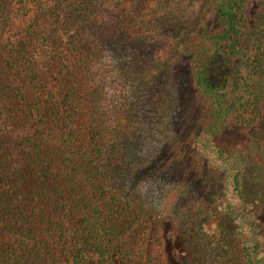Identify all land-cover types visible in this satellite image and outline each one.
Segmentation results:
<instances>
[{
    "label": "trees",
    "instance_id": "16d2710c",
    "mask_svg": "<svg viewBox=\"0 0 264 264\" xmlns=\"http://www.w3.org/2000/svg\"><path fill=\"white\" fill-rule=\"evenodd\" d=\"M250 1L203 0L190 17L192 0H0V264H105L118 247L128 264H163L162 212L187 264H264L250 186L264 159L221 139L264 112V0L244 47ZM178 59L205 104L182 148L211 186L200 173L178 181L160 210L133 181L147 167L181 176L180 157L171 139L152 160L139 154L129 108L153 82L156 104L161 70ZM258 140L264 150V127Z\"/></svg>",
    "mask_w": 264,
    "mask_h": 264
},
{
    "label": "rangeland",
    "instance_id": "374dc122",
    "mask_svg": "<svg viewBox=\"0 0 264 264\" xmlns=\"http://www.w3.org/2000/svg\"><path fill=\"white\" fill-rule=\"evenodd\" d=\"M202 2L203 0H192V3L186 6L182 12L184 11L186 15L194 17L198 14ZM258 8V0H251L245 9L247 28L242 36V45L244 47L249 42L250 31L254 25ZM76 45L78 47L84 46L81 40H77ZM144 56L147 62L141 68L143 70L155 69V67H152V69L148 68L151 59L148 54ZM238 65L239 60L234 59L231 69L233 70ZM159 80L161 82L160 88L163 89V92H161L157 103L153 104L146 96L150 93V90L155 89L153 82L149 83V85H144L140 94L141 99L132 104L129 110L131 111V116L135 119V124L141 125L137 136V152L139 154L152 160V157L157 156V152L162 149L161 145L164 139H171L174 141L172 145L174 148L170 150L174 152L175 156L180 157L177 165H180L181 169L179 173L181 176L177 177V172L175 171L173 174L161 177L156 175L154 170L147 167L142 169L139 173V178L133 181L139 194L146 201L153 202L155 207L161 210L163 204L171 199V194L175 190V188L170 189V187L175 186L178 181L181 182L184 179L193 180L194 175L202 173V171L199 172L202 163L196 161L197 163L193 164L195 162L194 150L188 148L189 152L186 153L182 147L189 144L188 133L193 130L195 122L200 119L205 104L191 86L183 59H178L163 68ZM145 92L146 94H144ZM165 96L167 98H164ZM263 127L264 112L260 111L258 119L252 125H233L222 132L221 139L234 148L244 151L248 158L261 156L264 159V150H262V146L258 140V135L262 132ZM185 158H189L192 163L184 164V166V162L181 163V160L183 161ZM170 160H173L170 156L163 158V163L168 169L171 168L168 164ZM190 167H194L195 170H190ZM260 170L256 172L257 174L260 173L259 179H255L250 186L254 190L257 189L259 191L261 200L258 205L264 209V170ZM250 173L253 176L254 173L251 170ZM207 177L208 174H201L197 179L198 185L203 190H207L211 186L206 180ZM262 214L264 215V213ZM152 223L157 224L158 227L162 263L187 264V261L192 259L190 251L184 244V238L178 232L173 233L171 231L169 217L162 212L158 222ZM231 239L236 251L239 247V239L237 237ZM121 250L122 248L118 247V250L112 251L108 262L105 264H128L129 261L120 252ZM89 264H94V261H91ZM235 264L238 263L236 262Z\"/></svg>",
    "mask_w": 264,
    "mask_h": 264
}]
</instances>
